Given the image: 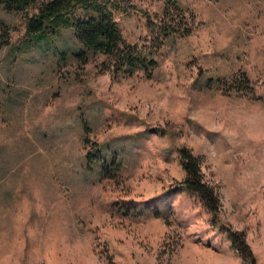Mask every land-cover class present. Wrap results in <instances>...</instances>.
Here are the masks:
<instances>
[{"label": "rangeland", "instance_id": "1", "mask_svg": "<svg viewBox=\"0 0 264 264\" xmlns=\"http://www.w3.org/2000/svg\"><path fill=\"white\" fill-rule=\"evenodd\" d=\"M43 1L0 6V264H248L222 227L264 264V0H110L127 42L160 41L149 75L78 59L70 28L34 42Z\"/></svg>", "mask_w": 264, "mask_h": 264}, {"label": "trees", "instance_id": "2", "mask_svg": "<svg viewBox=\"0 0 264 264\" xmlns=\"http://www.w3.org/2000/svg\"><path fill=\"white\" fill-rule=\"evenodd\" d=\"M36 1L0 0V6L8 12H22ZM180 24V20L170 17L158 28L159 35L162 38L188 35V27ZM62 28L72 30L73 38L78 44L73 53L78 59L102 58L104 69L112 74L131 75L136 70H141L149 75L157 65L156 54L160 41L141 44L127 42L114 19L110 0L43 1L37 4L36 11L25 21V34L36 43L55 35ZM177 153L185 173L180 186L200 199L211 214L212 222L216 224L218 198L214 188L202 178L199 157L185 147L179 148ZM92 156L94 154L90 153L87 158ZM222 228L235 252L248 264H256L244 233Z\"/></svg>", "mask_w": 264, "mask_h": 264}]
</instances>
